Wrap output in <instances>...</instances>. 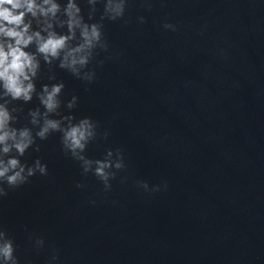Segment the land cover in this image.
Instances as JSON below:
<instances>
[{"label":"water","instance_id":"95a60500","mask_svg":"<svg viewBox=\"0 0 264 264\" xmlns=\"http://www.w3.org/2000/svg\"><path fill=\"white\" fill-rule=\"evenodd\" d=\"M148 3L128 0L122 20L104 21L109 49L89 65L91 84L58 67L49 81L42 67L37 90L62 81L61 100L78 103L61 111L99 125L85 154L119 148L126 168L105 192L64 155L60 134L38 140L21 159L39 158L48 175L0 199L20 264L54 252L53 264H264V0ZM38 106L24 105L17 126Z\"/></svg>","mask_w":264,"mask_h":264},{"label":"clouds","instance_id":"9594fccd","mask_svg":"<svg viewBox=\"0 0 264 264\" xmlns=\"http://www.w3.org/2000/svg\"><path fill=\"white\" fill-rule=\"evenodd\" d=\"M144 2L150 10L148 0ZM86 3L87 20L77 0H66L63 4L60 0H0V199L30 183L37 174L48 175L47 165L39 158L31 165L21 158L30 149L39 152L37 141H46L54 133L60 134L64 155L77 161L84 175L92 173L105 192L111 190L110 181L126 168L119 148L107 150L103 159H90L85 154L89 144L97 139L99 125L89 117L76 121L73 115L61 111L63 106L71 113L78 103L75 95L66 104L61 100L65 88L62 81L42 84L37 90L44 66L49 81L56 80L54 67L88 84L95 80V70L89 69V65L99 52L109 49L104 21L122 20L128 0H86ZM97 5L103 6L98 20ZM139 22L145 23L143 16ZM163 28L176 31V26L170 23ZM34 97L39 106L29 109L24 117L27 124L18 127L24 105ZM108 135L105 132L103 138ZM137 185L145 191L160 190L159 186L149 189L144 181H138ZM76 187L85 185L77 183ZM34 243L40 249L45 241L36 238ZM15 252L14 240L0 226V264H20ZM58 259L54 252L49 264Z\"/></svg>","mask_w":264,"mask_h":264}]
</instances>
